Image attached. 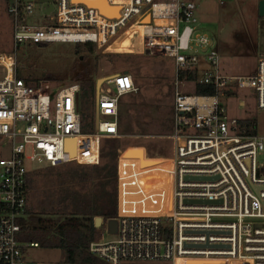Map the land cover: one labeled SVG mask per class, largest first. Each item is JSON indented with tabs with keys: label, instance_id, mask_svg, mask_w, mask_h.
Segmentation results:
<instances>
[{
	"label": "built area",
	"instance_id": "2783aa9c",
	"mask_svg": "<svg viewBox=\"0 0 264 264\" xmlns=\"http://www.w3.org/2000/svg\"><path fill=\"white\" fill-rule=\"evenodd\" d=\"M200 1L105 0L117 10L113 17L79 0H3L12 55L0 56V264H24L25 250L37 247L16 239L26 177L67 163L98 165L102 141L119 137L120 99L135 91L125 72L102 80L94 87L92 131L81 133L79 85H27L14 74L13 52L49 43L114 50L123 39L124 51L170 59L182 90L172 97L170 157H145L139 148L143 161L166 163L164 172L153 179L158 164L141 168L123 157L128 148L117 149L112 239L90 242L87 253L106 264H264V136L227 118L220 103L248 89L264 110V57L249 76L222 73L213 40L198 31ZM50 15L53 24L45 22Z\"/></svg>",
	"mask_w": 264,
	"mask_h": 264
},
{
	"label": "rangeland",
	"instance_id": "374dc122",
	"mask_svg": "<svg viewBox=\"0 0 264 264\" xmlns=\"http://www.w3.org/2000/svg\"><path fill=\"white\" fill-rule=\"evenodd\" d=\"M258 1L225 0L219 5L216 0H201L194 11L198 31L213 40L219 54V68L224 74L249 76L255 70L256 61L264 57V16L257 15ZM98 3L105 1L98 0ZM87 4L90 5L89 1ZM103 8L111 11L110 16H117L115 8L110 9L102 5L100 10ZM38 17L39 13L35 10L30 22L36 23ZM45 22L53 24V15H50ZM127 44V39L119 40L113 45L114 50H104L94 45L92 52H88L87 48L80 44L22 45L13 52L14 74L30 85L40 83L51 90L62 85H78L88 80L95 87L112 74L127 73L132 78L135 91L119 101V137L104 139L100 151L103 154L113 149L135 147L143 148L145 157L169 158L171 143L167 136L171 130L172 97L175 90H182L181 85H175L170 59L162 56H147L145 53L135 52L136 50L124 51ZM10 54L12 55L9 26L3 0H0V56ZM0 74H2L1 69ZM220 103L225 109L227 118L240 121L252 119L255 134L264 136V110L256 108L251 90L234 89L231 94L221 98ZM1 157H5V154L0 155ZM155 162L159 166L156 165L150 170L154 173L150 174L151 176L156 175L153 179L159 176L157 173L164 172L166 165L162 160ZM25 168L35 169V166L25 163ZM75 170L77 168L70 163L54 168H38L29 174L32 187L26 206H29L30 211L23 216V219L29 229L27 233L37 247L25 250L24 264H66L65 253L57 248L59 237L55 228L73 215H70L69 211L61 216L48 215L47 210L54 201L51 195L59 189V182L65 183L69 178L67 176H71L68 174ZM97 181L86 182V190L79 195L78 201L86 203L92 196L100 198ZM74 183L70 182L69 185ZM105 190L109 192L110 188L107 187ZM82 209L81 204V207L74 211L80 214ZM34 217H40L41 222H35ZM76 217L79 220L83 219L81 215ZM111 220L112 218H91V226L96 234V239L92 242L112 239ZM83 233L87 235L84 231ZM76 237L74 233L69 232L64 236V240L72 246L76 245ZM86 255L87 248H79L73 257V264H81V259ZM199 263L223 264V262L204 261Z\"/></svg>",
	"mask_w": 264,
	"mask_h": 264
},
{
	"label": "trees",
	"instance_id": "16d2710c",
	"mask_svg": "<svg viewBox=\"0 0 264 264\" xmlns=\"http://www.w3.org/2000/svg\"><path fill=\"white\" fill-rule=\"evenodd\" d=\"M87 48L88 52L93 51L92 44H80ZM25 82V81H24ZM26 83V82H25ZM27 85H30L26 83ZM79 101H78V112L80 117V131L81 133H89L92 131L93 124V97L94 87L91 81H83L79 84ZM196 93H204V89L197 88ZM249 125H253V120H246ZM116 151L113 149L107 153L100 151V161L95 166L76 165L77 168L74 172L69 173L67 176L68 180L63 184L59 182V189L55 190L51 197L53 202L50 203L48 215H64L69 211L70 215H73L65 219L62 223L56 226L55 232L59 237L57 248L61 249L65 253L64 263L73 264V257L78 252L79 248H87L88 244L95 241L96 234L93 227L91 226V218L102 217V218H113L114 216V203H115V164H116ZM70 164V163H67ZM65 165V164H63ZM98 180L97 185L100 189V198L91 197L88 202L78 201L79 195L85 192L86 182ZM70 182H75L73 185H69ZM32 187V181L29 175L26 177L25 188L27 192L26 202L29 196V192ZM109 187L110 191L107 192L105 189ZM99 203V204H98ZM27 204V203H26ZM82 211L77 214L74 209L81 207ZM29 206H25L24 215L29 213ZM51 213V214H49ZM81 215L83 219L79 220L76 216ZM35 222H41L40 217H34ZM19 232L16 235V239L22 242L35 243L31 241L28 235V226L24 219L18 220ZM53 224V223H52ZM112 222L110 221V226ZM111 230V228H110ZM83 231L87 233L84 235ZM69 232L74 233L76 237V245H68L64 236ZM81 264H106L95 257L90 256L88 253L81 259ZM150 264H164V263H150Z\"/></svg>",
	"mask_w": 264,
	"mask_h": 264
},
{
	"label": "water",
	"instance_id": "95a60500",
	"mask_svg": "<svg viewBox=\"0 0 264 264\" xmlns=\"http://www.w3.org/2000/svg\"><path fill=\"white\" fill-rule=\"evenodd\" d=\"M41 1H50V0H41ZM105 1V0H104ZM81 3H83V2H81ZM106 3V2H105ZM84 5H86V6H91V5H87V4H85V3H83ZM91 7H94V6H91ZM108 7V6H107ZM50 8L51 7H48L47 8V11L48 10H50ZM96 8V7H95ZM109 8V7H108ZM96 9H98V8H96ZM99 10V9H98ZM46 11V12H47ZM100 11V13H102V14H106V15H108V9H105V8H103V9H101V10H99ZM257 15H258V17H263L264 16V0H259L258 2H257ZM123 157L124 158H136V159H138L139 160V165H140V167L141 168H144V167H149V166H153V165H155L156 164V162L155 161H143V159H142V150L141 149H139V148H128V149H126L125 151H124V153H123ZM200 203V202H199ZM206 203H210V202H206ZM110 228H111V232H112V230H113V225H111L110 226Z\"/></svg>",
	"mask_w": 264,
	"mask_h": 264
},
{
	"label": "bare ground",
	"instance_id": "6f19581e",
	"mask_svg": "<svg viewBox=\"0 0 264 264\" xmlns=\"http://www.w3.org/2000/svg\"><path fill=\"white\" fill-rule=\"evenodd\" d=\"M79 1L85 3V2H84L85 0H79ZM86 1L95 2V1H97V0H86ZM85 4H87V3H85ZM87 5H88V4H87ZM102 5H106V3L98 4L96 8L99 9L100 7H102ZM106 6H107V5H106ZM94 7H95V6H94ZM99 10H100V9H99Z\"/></svg>",
	"mask_w": 264,
	"mask_h": 264
},
{
	"label": "crops",
	"instance_id": "0c3cea01",
	"mask_svg": "<svg viewBox=\"0 0 264 264\" xmlns=\"http://www.w3.org/2000/svg\"><path fill=\"white\" fill-rule=\"evenodd\" d=\"M86 1V0H85ZM87 3H88V1H86ZM89 4L91 5V6H95V7H97V5L98 4H100V3H98V0L97 1H95V2H91V1H89ZM100 9V8H99Z\"/></svg>",
	"mask_w": 264,
	"mask_h": 264
}]
</instances>
